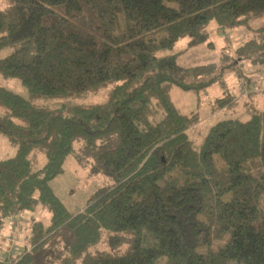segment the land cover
<instances>
[{
  "label": "trees",
  "instance_id": "obj_1",
  "mask_svg": "<svg viewBox=\"0 0 264 264\" xmlns=\"http://www.w3.org/2000/svg\"><path fill=\"white\" fill-rule=\"evenodd\" d=\"M4 2L0 76L23 92L0 85V136L15 147L0 159V220L38 205L51 216L32 223L30 249L0 264H38L62 227L66 254L43 264H264V108L216 122L195 149L186 130L196 119L169 95L205 87L190 79L213 67L181 66L175 44L204 43L210 21L250 28L264 0ZM252 30L236 52L264 61V26ZM100 90L99 102L69 100ZM112 137L92 169L111 184L72 214L50 180L76 140ZM102 240L109 250L92 251Z\"/></svg>",
  "mask_w": 264,
  "mask_h": 264
},
{
  "label": "rangeland",
  "instance_id": "obj_2",
  "mask_svg": "<svg viewBox=\"0 0 264 264\" xmlns=\"http://www.w3.org/2000/svg\"><path fill=\"white\" fill-rule=\"evenodd\" d=\"M5 6L0 0V7ZM250 28L239 26L233 29L219 28L214 21L207 26L208 39L194 47L188 46V39H180L174 47L179 54L178 63L183 67H195L211 64L212 69L192 82L210 81L205 87L184 90L176 86L169 89V95L175 106L184 114L194 115L195 122L186 130L188 138L195 149H199L205 135L216 122L229 118L247 120L254 113L264 108V61L261 55L248 58L238 56L236 49L254 36L252 29L264 26V19L252 20ZM10 50L0 51V58ZM11 81L0 76V85L8 86L22 93V87H11ZM20 88V90H19ZM106 90L71 97L69 100L77 104H91L102 101ZM116 138H103L88 144L79 139L74 142L73 151L66 157L62 173L50 180L53 193L72 214L82 210L96 190L111 184V179L92 169L96 165L98 155L116 144ZM13 147L6 137L0 136V159L14 155ZM43 154H36L40 165L44 162ZM51 213L41 205L34 210L9 216L0 220L6 228V235L0 236V256L12 259L24 249H30L28 242L30 227L34 221L44 224L49 222ZM12 230V231H11ZM11 231V233H10ZM3 234V233H2ZM70 231L60 228L34 254L36 263H55L66 254ZM220 241H213L217 246ZM124 247V246H123ZM120 249V251L123 249ZM109 250L107 243L101 241L92 251Z\"/></svg>",
  "mask_w": 264,
  "mask_h": 264
},
{
  "label": "crops",
  "instance_id": "obj_3",
  "mask_svg": "<svg viewBox=\"0 0 264 264\" xmlns=\"http://www.w3.org/2000/svg\"><path fill=\"white\" fill-rule=\"evenodd\" d=\"M12 231V230H11ZM11 231H10V233H11ZM3 233V234H2ZM4 233H7V231H6V228L5 227H3L2 226V228H1V232H0V236L2 237V236H4V235H6V234H4ZM3 238V237H2ZM1 239V238H0ZM2 240V239H1Z\"/></svg>",
  "mask_w": 264,
  "mask_h": 264
}]
</instances>
